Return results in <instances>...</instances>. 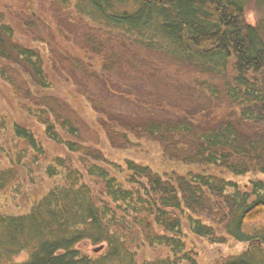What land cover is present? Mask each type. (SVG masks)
I'll list each match as a JSON object with an SVG mask.
<instances>
[{"label": "trees", "instance_id": "trees-1", "mask_svg": "<svg viewBox=\"0 0 264 264\" xmlns=\"http://www.w3.org/2000/svg\"><path fill=\"white\" fill-rule=\"evenodd\" d=\"M55 1L67 12L60 20L70 30L83 26L81 40L99 61L91 56L85 63L60 61L55 74L47 73L37 45L20 42L0 11L2 77L15 88L19 78L8 68L28 78L20 95L27 110L47 140L64 144L74 155L58 156L47 165L55 178L66 170L65 180L37 198L29 211L0 213V264H200L197 253L185 249L184 223L210 242L229 236L251 246L264 244V12L259 10L251 25L245 16L252 0ZM256 5L264 10V0ZM91 24L105 33H93ZM123 40L197 74L193 82L184 81L192 90L180 92V101L191 99L193 110L164 100L144 108L152 103L138 97L137 88L119 87L113 70L125 62L139 63ZM78 73L99 89L90 90ZM146 76L161 82L152 71ZM63 78L75 88L66 97L56 95ZM68 94L84 98L92 108L106 136L103 147L83 139L82 119L60 104ZM208 95L225 100L215 105L228 109L223 113L218 107L211 120L198 108ZM100 96L129 99L137 108L110 107ZM8 123L0 117V138ZM11 125L14 138L26 146L2 163L0 143V193L20 182L29 167L25 160L35 164L46 154L41 131L22 122ZM137 139L158 142L170 161L197 170L161 173L148 164L131 159L119 164L106 156ZM76 162L91 180L102 183L105 198L96 196ZM241 177L247 178L243 184ZM83 242L105 247L90 255L80 248ZM144 243L166 246L172 255L140 259ZM22 253L27 258L16 262ZM216 264H264V248H249Z\"/></svg>", "mask_w": 264, "mask_h": 264}, {"label": "rangeland", "instance_id": "rangeland-1", "mask_svg": "<svg viewBox=\"0 0 264 264\" xmlns=\"http://www.w3.org/2000/svg\"><path fill=\"white\" fill-rule=\"evenodd\" d=\"M260 9L257 8L256 0H252L247 11V19L249 22L255 24L258 21ZM0 11L3 13L5 19L14 26L16 38L20 42L31 46L37 45L36 47L40 50L38 51L41 53L42 57H44L45 70L47 73L51 72L55 74L60 67V61L63 63L69 61L76 62L77 59H79L85 63L86 60L91 59V57H95V62L99 61L94 52L92 54L91 48L89 47L90 49L88 50L83 39L81 40L83 26H80L82 29L77 26L73 30H70L69 24L60 20L63 19L62 15L67 14V12L61 9L55 0H0ZM88 28L93 29V33L95 34L98 32L105 33L104 30L95 25L92 26V24L88 25ZM98 37L102 36L99 35ZM108 42L113 44V46L115 45L111 40ZM122 45L132 49L137 57H135L136 61H139L140 64L138 62H132L131 59L130 62L132 63L125 62L119 70H113V78L118 81L117 85L119 87L127 85L132 89L137 88L139 90L136 92L137 96L141 97L142 100H149L150 103H152L143 106L144 108L161 106L164 100L165 102L163 103L167 105L168 103L170 105L182 104V106L185 105L193 110L194 105L191 99L188 101H180V92L181 90H192L184 84V81L193 82L194 78H198L197 74L189 73L180 63L178 66L179 69H176L174 64L178 65L177 61L176 63L169 57L159 52L145 49L136 43L123 40ZM66 67L72 70L69 64H67ZM2 68L3 66H0V117H5L10 122L8 123V128L3 130L0 138V143L5 150L3 151V156H1V162L5 163V161L8 162L7 156L10 153L17 152L18 149L26 146V143L14 138L11 131V123L22 122L29 126L32 125L33 129H36L37 132L41 131V126L39 124L40 122L29 113L20 96L24 94V88H26V85L29 83L28 78L20 77L14 68H8L11 75H17V78H19V85L15 88L2 77ZM96 69L100 71L99 66ZM149 71L154 72L160 78L161 82L148 79L149 77L146 75L149 74ZM77 77L82 83L88 85L89 89L93 90V92L100 87L96 82L91 79H85L81 74ZM60 81H62L63 85L60 86V90H57L56 95L66 97V92L69 93L71 90H75L72 84L66 82L64 78ZM167 91L169 94H167ZM195 91L198 92L201 90L195 89ZM68 95L70 99L65 98V100H60V104L62 102L67 104L65 106H67L70 111H75L82 119L83 139L90 144L94 143L103 147V145H105L104 138L106 136L104 131L99 127L97 119L94 118V112L90 105L80 96L74 98L71 94ZM101 97L110 107L137 108L134 107V103L129 99L119 96H115L111 99L108 98V96H100V98ZM218 98L219 97L209 95L204 96V98L202 96L204 102H201V106L198 108L201 109V114L207 116L208 120L214 118V113L218 111V107L223 113L228 110L225 108V104L215 105L219 104L220 101H225ZM214 100L217 102H213ZM151 110L155 111L153 108H151ZM159 110H162V108L157 111ZM39 138L46 146V154L35 164H31L29 162L31 160H25L29 167L25 173H22L20 182L7 189V191L0 193V213L27 212L37 198L45 195L55 184L64 182L66 170L60 169V174L55 178V176H51L47 173V165L54 163V158L58 156L72 158L74 155L67 152V148L64 144L62 145L57 142L53 143L47 140L43 134V130ZM163 153V148L158 142L148 139H137L130 148L128 147L124 150L115 148L111 151H106V156L119 164H124V161L127 159L148 164L161 173H185L190 169L197 170L195 166L190 167L175 161H170ZM4 156L7 159L4 158ZM74 166L79 167L84 172V178L95 190L96 196L99 199L105 198L106 193L103 192L102 183L97 179L91 180V177L85 173L83 164L76 162ZM238 180L243 184L247 181V178L241 177ZM183 233L185 235L184 242L186 243V251L193 250L197 253V259L200 264H216L225 258L238 255L249 248H255L259 245L264 248V244L261 242L251 246L247 243H241L229 236H226L219 242H210L193 233L187 223L183 224ZM98 246V244L94 245L90 242H83L80 244V248L90 255L95 254L94 249ZM171 255L172 252L170 248L166 246L153 247L147 243H144L138 250L140 259H157V257ZM27 256L26 253L17 255L16 262L22 261L27 258Z\"/></svg>", "mask_w": 264, "mask_h": 264}, {"label": "water", "instance_id": "water-1", "mask_svg": "<svg viewBox=\"0 0 264 264\" xmlns=\"http://www.w3.org/2000/svg\"><path fill=\"white\" fill-rule=\"evenodd\" d=\"M104 244L103 245H100V246H98V247H96L95 249H94V251L95 252H100V251H102L103 249H104Z\"/></svg>", "mask_w": 264, "mask_h": 264}, {"label": "bare ground", "instance_id": "bare-ground-1", "mask_svg": "<svg viewBox=\"0 0 264 264\" xmlns=\"http://www.w3.org/2000/svg\"><path fill=\"white\" fill-rule=\"evenodd\" d=\"M246 11H248V9H247ZM260 11L263 13V12H264L263 8H261ZM246 16H247V14H246ZM246 16H245V21H247V23H249V24L252 25L253 23L249 22ZM253 25H254V24H253ZM256 35H257V34H256Z\"/></svg>", "mask_w": 264, "mask_h": 264}]
</instances>
